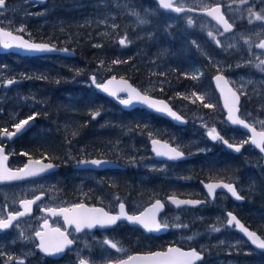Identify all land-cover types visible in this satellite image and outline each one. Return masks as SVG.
Masks as SVG:
<instances>
[{"label": "flooded vegetation", "instance_id": "flooded-vegetation-1", "mask_svg": "<svg viewBox=\"0 0 264 264\" xmlns=\"http://www.w3.org/2000/svg\"><path fill=\"white\" fill-rule=\"evenodd\" d=\"M20 1L22 0H5V6L0 8V10H4L10 4L16 5ZM23 1H25V3L22 7L27 6L29 8L28 10L33 12H38L39 7L48 4V0H46L44 4L34 3L32 0ZM177 4L180 5L179 0H177ZM18 11L19 8L13 9L11 14L13 19H21ZM12 22L14 21L9 23ZM9 23L0 22V27L12 32L14 35H21L28 40L48 43L47 39H45L46 41H40V38L36 37L35 31L37 32V30L34 29L35 27L32 25H30L32 27L28 26L24 32H16L11 27L8 28V26H10ZM177 28L180 29V27ZM198 36L199 35H196L193 38L181 37L178 38L174 44L176 45V50H174L176 56L174 60L175 68L172 70V73L179 79V81H175V86H170L169 83H167L166 86L162 83L157 85V87L154 85L152 90L144 89L145 92H149L153 97L165 99L172 110L185 118L187 121L185 124H174L170 120L161 117L158 113L148 110L145 107H134L129 110H123L117 107V104L113 102L112 105H108L111 107L107 108L109 116L113 117L115 111H119L116 115H119V117L121 116L120 118L123 117L122 119L132 124H137V127L135 125L134 129L140 126L139 129H142L140 130V132H142L140 136L145 137L142 142L144 143L143 162L154 164V166H156L155 168L145 167L140 170V175H128L131 170L128 171V167L119 161L121 159V148L117 150L115 142L116 134L114 132L115 125L111 123L105 125V139H88L83 136L84 133L76 135L75 137H70L71 131L68 130H65V136L64 134L62 135L64 130H61V133L59 132L58 144L54 141L55 139L43 141L42 144L32 142L38 148L44 149L45 153L42 156H36V153H29L27 157L21 152V159L20 150L16 149L19 141L18 136L20 134L7 141L2 140L0 137V145L5 146L6 152L10 158L9 162L22 165L27 158L31 157L50 161L58 166L56 171L48 173L40 178L0 186L1 190L4 187L29 185V189L32 192L25 198L36 197L40 194L43 195L40 197L37 204L33 206L32 213L16 221L12 226L13 228L20 225L21 222L26 220L32 221L31 226H34L32 228L33 233L30 242H26L33 247L35 254L33 259H40L38 261L39 264H62L70 257L74 259V261L72 260L73 264H77L81 259L87 261L91 259V261H89L90 264H105L127 258L134 253L165 250L171 245L189 248L180 244L177 238L178 233H184L185 231L188 235H194V227L190 224H188L187 227L179 224V219L182 218L181 216L178 219L175 218V216L184 209L200 210L204 208L209 213H211V210L216 209L221 211L225 217V226L228 227L229 230H233L241 239L244 238L237 233L234 226L227 225V212L235 214L247 227L255 231L245 222V219L250 222L251 207L248 205V200L250 199L249 191H246L243 187L242 175L244 172L241 171V168L246 172V175H253L252 181H257V175H264L263 153L254 148L249 142L244 143L245 140L250 141V134L244 132L239 126H232L227 122L225 118L226 112L222 107L220 96L215 92V88L212 84V77L216 74H223L228 79V75L233 74V71L221 70V72H219L211 69V56L210 60L207 57V54L209 55V50L206 47L208 43L203 42ZM199 42H202L204 46L201 47L202 44ZM196 43L198 45H196ZM58 49L64 48L59 47ZM63 52L64 51H59L57 54L39 56H22L11 51L0 52V65L5 67L2 73L5 78H1V76L0 78L1 80L3 79L2 81L7 78L4 83L9 89L7 91L8 97L15 98V96L10 93L13 91V87H24L26 81L22 83V78L24 79L31 76L35 79L34 64L39 61L47 63L43 61V58L47 56H65L69 63L81 62V59H77L76 61L71 60V57L76 55L74 52L71 55H64ZM29 68H32V70L29 71ZM12 74H14V76ZM193 75H196L198 78L193 80ZM9 79L21 80V82L8 85L7 81ZM230 84L235 88L231 82ZM193 91L198 95L204 96L203 103H211L214 107L205 108L201 101L196 100L195 97L191 95ZM238 93L240 96L239 116L253 125L257 131H264V127L257 126L252 122L253 119L250 118L256 115L254 103L249 104L246 101V97L239 91ZM124 97L125 95H122L119 98L122 99ZM185 97H187V99ZM2 100V97H0V101ZM254 101L257 105L258 102H256L255 99ZM260 105L264 107V103H260ZM103 110H105V108H103L102 111ZM97 112L100 111L99 108L96 107L93 114L91 113V119L88 117L89 114L85 113L84 126L89 130L91 129L89 126L92 124L96 126L95 122L97 116H95V118H93V116ZM33 113L36 112H32V114ZM213 113L219 114L224 122L223 125L219 127L212 125L211 128H216L217 132L224 139H227L229 143L233 145H242L240 152L228 148L222 140L213 141L210 137H206L209 130V126L207 125L210 124L208 115ZM27 118L25 114L22 117H19L18 114L12 117L7 114V121L2 123L4 121V117L2 116L0 118V135L4 128L12 132L15 123L19 122L21 119ZM132 118H134V120H132ZM35 120L36 122L32 129L40 124V116H35ZM200 122L205 123L206 126L200 125ZM98 126H96V128H98ZM195 128L200 129L201 134L198 135L200 139H197V141L204 147V152L198 154L192 153V150L196 147ZM205 128L207 131H205ZM32 129L30 128L24 136L31 138L29 132ZM192 129L194 130L193 133ZM131 134H133V131H127L122 135L127 145L132 142ZM192 137L194 139H192ZM155 138L164 139L170 144L175 145L177 149L184 152L188 157L175 162L155 158L150 149V141ZM43 156L46 158L43 159ZM201 157H203V159H201ZM94 158L117 162L123 165V168L89 169L83 166L81 167L77 163L79 160H90ZM200 160L208 161V165L213 167L221 164L223 170H220L221 172L218 171L220 174L215 173V175H197L196 163ZM212 171L214 170H209L208 167L206 168V172ZM129 176L132 179H139L137 181V183H140H138L139 187L134 186V184L130 186L131 178ZM57 179H60V185L64 183L63 185H65V187H57ZM210 181H222L233 184L238 194L244 198V201H237L225 192H216L213 198H210L203 186V183ZM43 182H45L43 185L40 187L37 186ZM34 186L36 188H32ZM138 193L142 196L141 201H139ZM170 197L198 199L203 200V203L196 207H177L169 200ZM20 200H18V202ZM156 200L161 201L164 209L158 214V220L167 222L169 225L167 227V232L160 235L146 233L141 228L128 224L126 220L120 221L114 226L94 228L91 230L84 229L77 233L72 226L66 229L61 217L49 216L44 212V210L50 207L61 208L70 207L74 204H85L90 207L103 208L105 212L114 215L119 211V204L123 203L125 205V212L132 215L138 214ZM18 202L12 212L18 211ZM240 206H242V208H240ZM9 212L11 211L6 210V215L0 218H5ZM165 215H168L172 220H163V216ZM182 215L190 218L187 213ZM45 220L48 221V228L51 230L59 228L61 231L68 234L69 239L73 240V244L68 246V248L57 257H50L37 250L39 242L35 233L42 230V225ZM209 222H211L212 228L217 225L213 220H209ZM176 225H179V227ZM6 232L7 231L1 233L0 236L4 235ZM105 240L116 243L117 247L122 249V251L117 252L110 246L105 245L103 243ZM247 244L251 247L248 242ZM198 250L201 251L200 249ZM203 254L204 260H206L207 254L205 252H203ZM30 260L32 259L30 258Z\"/></svg>", "mask_w": 264, "mask_h": 264}, {"label": "rangeland", "instance_id": "rangeland-1", "mask_svg": "<svg viewBox=\"0 0 264 264\" xmlns=\"http://www.w3.org/2000/svg\"><path fill=\"white\" fill-rule=\"evenodd\" d=\"M256 1L259 0H244V2H242V0H179V7H188L195 10L206 9L213 5L221 4L227 18L234 26L229 32H224V30L219 28L211 19L198 15L197 13H184L179 16L170 14L166 17L168 24L171 26H175L177 23H184L183 28H185V30L183 32L185 37L193 38L194 36L199 35L198 37L203 40V42L208 43V46L206 47L209 50V55L207 54V57L210 60L211 56V69L219 72H221V70L233 71V74L228 75L229 81L246 97V101L249 104L254 103L256 115L250 118L253 119L252 122L257 126L264 127V107L260 105V103H264V71H261V68L257 67V65H260L261 61H263V53L257 45L260 40L264 38V20L258 21L255 19V15L257 14L264 16V2H261V5L258 7L255 4ZM70 2V7L73 9L72 14L63 12L64 10L62 11L61 8H56L58 0H49L48 4L38 8V12L29 11L27 6L22 7L25 3L23 0L16 5L10 4L4 10H0V22L7 24L14 21L9 23L10 26H8V28L11 27L16 32H20L19 29L21 27L26 31L28 26L36 28L43 26V29L49 33L48 37H60L61 42L69 40L74 42L75 40L80 41L81 39V36L77 35V31L89 26L95 30L96 36L102 37L103 42L110 40L114 44L120 45L119 40H125V44L123 45L124 50L118 46V48L112 52V48L115 47L112 46L114 45L112 44L110 45V49H105V54L103 56L98 53H93L90 56L91 61H87L86 63L83 62V57H81V62L69 63L65 56H47L43 58V61H46L47 63L42 61L36 62V65L38 64L41 65L39 67H43L36 68L34 65V71L41 76L49 78L50 73H47L48 69L51 72L55 71L53 73L57 75L55 78L58 79L55 86L60 85L57 84L59 82L68 83L78 87L87 88L91 92H94L96 87L91 81L93 75L96 76L97 82L99 83H102L106 78L111 76L118 77V73L114 72V70L116 71L121 64L120 58L123 56L119 57V55L126 52V56L129 58L135 56L133 54L134 48L132 46V40H135L138 37H142L145 40H147V38L152 41L159 40L151 33L152 31L148 29L149 26L144 27L143 23H140V20L136 19L135 7L132 6L130 0H72ZM14 8H19L18 13L21 19H13L11 14ZM59 13H65L66 16ZM41 17L42 19H37ZM189 18L193 21L191 25L188 24ZM250 20L252 23H249ZM68 27L72 28V34H69ZM181 31L175 32V37L173 35L171 36L169 33V36L167 35L163 42L167 44L176 42L178 38L182 37ZM209 32L212 33L211 37L208 35ZM159 36H161V34ZM87 39L92 40V37L87 35ZM216 40L220 41L219 45H217ZM49 41L58 48L63 47L64 49H68L62 45L61 42L52 40V38L49 39ZM245 41H247V43H245ZM99 42L100 41L94 40L89 43V47L98 49L101 45ZM199 43L202 44V42ZM196 45L198 44L196 43ZM170 46H151L153 48H151L149 52L147 51L148 55H144L140 60L142 63L141 66H145L136 68L140 70L134 71L132 66H129V69L131 68L130 72H134L133 74L135 75L137 74V81L139 82L137 87L141 90H152L154 85L157 87V85L162 84V82H160L162 80L161 74L168 73L175 68L174 60L176 54L174 53V50H176V45H173L175 46L174 50H172ZM203 46L204 44L201 45V47ZM79 47L82 49L83 45L79 43ZM74 48L75 47L73 46L71 49H68L70 55L73 54L75 50ZM107 48H109V46ZM141 50L142 48H138L136 56L140 55ZM80 53L82 52L80 51ZM114 61L117 62L114 63ZM4 68L3 65H0L1 78H5L2 74ZM141 68L143 69L141 70ZM40 69H43L45 73L41 72ZM5 75L7 76V74ZM12 75L14 76V74ZM19 76L22 77L21 75ZM51 77L53 76L51 75ZM1 78L0 97H2L3 100L0 102H4V104L7 103L8 105L14 104L13 107L8 109L7 114L9 116L12 117L13 115L18 114L19 117H22L25 114V116L28 117L32 115V112H36L35 114L37 115L38 112L36 109L42 110L35 106V100L38 98L37 94L39 93V89H33L30 93L24 90L27 85L26 87L25 85L24 87H13V91L10 93L14 95L15 98H9L7 94L9 89L4 83L7 78L4 81H2L3 79L1 80ZM31 78V76H28L27 78L19 79L23 80L22 83H25V81H28ZM37 88H39V86H37ZM146 93L149 94L147 91ZM54 96L56 97V102L59 103L60 98L62 97L58 95ZM73 98L64 102L62 107L56 112L53 109H49V105H45L47 108L44 109L48 111L51 110L53 116L52 114L50 117L48 116L49 114H42L40 116V124L29 132V136L35 143L42 144L43 141L52 140L55 137L56 139L54 141L58 144L61 130H64L62 135L64 134L65 136V130H68L71 131L70 137H75L76 135L84 133L83 136L88 139H105V125L111 123L115 125L114 132L116 134L115 142L117 150L121 148V159L119 161L128 167V171L131 170L128 175L136 173L140 175L139 173L142 168L148 167L153 169V167H156L154 164L143 162L144 143L142 142L145 137L140 136L142 134V132H140L142 129H139L140 126H138L137 129H134L135 125L137 127V124H132L131 122L122 119L123 117L120 118L121 116L119 117V115H116L119 111H115L113 117L109 116L107 108H110L111 106L106 107V105L111 104L108 103L109 100L107 98L100 103L101 105L105 104L106 108L105 110L98 112L99 115H97L95 122L96 126L99 125L98 128L92 124L89 126L91 128L90 130L84 126V110L89 107L84 109L83 103L84 105L87 103V106H89L91 99L86 97L87 100L81 102V107L74 106L75 102L72 100ZM94 98L95 97L92 96V99ZM11 99L13 104H9ZM254 99L258 102L257 105L255 104ZM117 107L119 106L117 105ZM91 113L93 114V112L89 113V119L92 118ZM208 117L210 120V124L207 125L209 126V130L212 125H216L217 127L223 125L224 121L219 114L213 113L208 115ZM48 120L51 124H47L49 122ZM132 120H134V118H132ZM200 125L206 126V124L202 122H200ZM194 130L192 129V133L194 132L196 134V147L192 150V153L198 154L204 152V147L201 146L199 141H197V139H200L198 136L201 134L200 129L195 128ZM127 131H133V134H131L132 142L129 145H127L122 138V135ZM205 131H207L206 128ZM206 137L209 138L208 135H206ZM192 139L194 138L192 137ZM21 158L20 150V159ZM14 164L18 165V163ZM219 169L223 170V166L213 167L210 165L209 170L214 171L209 173L217 174L218 171H220ZM241 171L244 172L242 175L243 187L246 191H249L250 199L248 200V205L251 207L250 220L261 221V223L264 224V210L261 213L257 212L259 207L258 200H262L264 197V175H257L258 182L256 183V186L252 181L253 175H246V172L242 168ZM138 180L139 179L131 178L130 186L134 184V186L139 187L140 183H137ZM44 183L45 182L42 184L40 183L37 186L40 187ZM260 186L262 189H260ZM29 188V185H16L1 189L0 217L5 215L6 210H14L15 206H17L18 200L25 198L32 192ZM32 188L36 187L34 186ZM253 190L254 193H257L259 196L257 199L251 196ZM138 197L139 201H141L142 196L140 193H138ZM240 208H242V206H240ZM186 213L190 218L182 215ZM180 216L182 218L179 219V224L185 227L190 224L194 227V230L192 229L194 235H188L186 234V231L184 233H178L177 238L179 239V243L186 247L195 246L202 252H205L207 257L202 264H264V259L260 257L261 260L258 257V253L247 244L246 240L239 238L233 230H229V228L225 226V217L221 211L216 209L211 210V213H209L204 208L200 210L184 209L182 212L178 213L175 218L178 219ZM204 218H207L210 221H215L217 225L212 228L211 222L207 219L204 220ZM163 220L171 221L172 218L165 215L163 216ZM206 223L209 225V228L205 229L204 225H206ZM31 224V220L23 221L20 225L13 227L10 231L0 236V264H21V262L22 264H39L38 261L40 259H33L35 255L33 247L26 242H30L33 233L32 228L34 226H31ZM213 229H219V231H214ZM189 237L192 239H189ZM9 257H12V259H9ZM30 258L32 260H30ZM70 258L62 264H73L74 259L72 257ZM88 260L91 261V259Z\"/></svg>", "mask_w": 264, "mask_h": 264}, {"label": "snow or ice", "instance_id": "snow-or-ice-1", "mask_svg": "<svg viewBox=\"0 0 264 264\" xmlns=\"http://www.w3.org/2000/svg\"><path fill=\"white\" fill-rule=\"evenodd\" d=\"M244 2V0H242ZM159 6L163 9L173 10L177 13L184 12L185 9L182 7L173 8L170 0H158ZM5 6V0H0V8ZM191 11V9H188ZM206 14L213 19H215L219 24L223 26L224 32H229L232 29V24H230L224 16L221 14L220 7H214L207 10ZM256 20H264V16L259 14L255 15ZM140 23H144V21H140ZM193 23L192 19H188V24L191 25ZM249 23H252L250 20ZM25 29L21 27L19 31H24ZM208 35L211 37L212 33L209 32ZM0 46L3 49H18L26 52H51V51H64L67 52L68 49H56L54 46H51L49 43H37L30 42L29 40L24 39L22 36L13 35L10 31H4L3 28H0ZM217 45L220 44L219 40H216ZM247 43V41H245ZM120 45L125 44L124 39L119 40ZM258 48L264 49V41H261L258 45ZM117 61H114V63ZM257 67L261 68V71H264V61H261L260 65ZM198 77L196 75L192 76L193 80H196ZM215 81L217 82V87L220 88L221 94L224 96L225 108L228 109V120L233 125H240L245 129H248L251 132L250 142L260 149L261 152H264V131L257 132L255 127H250L249 124L245 123L243 119H240L235 113L238 111L237 105L240 100V96L237 95V92L233 91L231 88L227 87V80H225L223 75H216ZM92 83L98 89L102 90L105 93H108L110 96H118V93L123 92L127 93V98L120 99V103L125 106H131L134 103H140L142 105L147 106L150 109H153L160 113H165L169 117L174 120L181 121L182 117L178 115L175 111H173L169 105L164 100H157L149 95L142 94L136 88H133L126 80L121 79L119 88L110 87L115 81L116 77L113 76L107 83H99L97 82L96 76L93 75L91 77ZM15 80L9 79L7 81L8 85L15 83ZM223 85V86H222ZM196 100L201 101L203 103L204 96L198 95L195 91L191 93ZM187 99V97H185ZM205 108L214 107L211 103H203ZM99 115V113H95V116ZM36 114L28 116L27 119H21L19 122L15 123L14 129L15 131L9 132L7 128L3 129L4 136L11 138L17 134H19L26 125H29V122L35 119ZM207 135L213 140L218 141L222 140V142L230 149H234L236 152L241 151L242 145H233L229 143L227 139H224L216 130V128H211ZM249 140H245L244 143H248ZM152 144L158 145L160 141L153 140ZM163 151L154 147V151L157 156L165 157L168 160H178L184 157V153L177 148L169 147L167 144L162 145ZM26 155V154H25ZM8 159L6 155H4L3 147H0V181L4 180H16L22 179L25 176H37L41 173H44L53 167H55L52 163H43L41 160H35L30 163L24 165L23 168L19 169L16 172L11 171L10 169L5 167V161ZM79 165H91V166H103L107 165L109 162L99 159H91V160H79L77 161ZM208 188L209 194L214 192V189L223 187L227 189L231 196L236 200H242L243 197L240 196L237 190L233 187L232 184H208L206 186ZM40 196H37L35 200H21L20 204L23 208V211L18 212H9L7 214V218H0V230L8 229L13 221H16L19 217H23L26 213L31 211V206L39 200ZM173 204L179 205H197L201 203L198 200H177L172 198L171 201ZM160 200H156L155 204H153L152 208L148 209L146 212H142L139 215H129L125 212V205L123 203L119 204V213L118 214H110L105 212L103 208H88L84 204H74L71 207H61V208H47L46 211L53 216H62L65 223L69 226H74V229L77 233L81 232L84 229H94L97 227L105 228L108 226H114L120 220H126L133 224L141 225L148 232H159L163 229H166L169 225L167 222H162L157 220L156 218V210L162 208ZM229 219L227 220L228 225H235L240 228L242 232L251 240L253 244H255L258 248L264 249V240H262L254 231H249L244 225H242L236 216L232 215V213L227 214ZM179 227V225H176ZM44 227H48V221H44ZM214 231H219V229H213ZM52 233L55 235H49L48 232L37 231L35 233L36 237H39L40 243L38 245L39 249L50 256H57L58 254L63 253L68 246L73 244V240L69 239L68 234L61 231L59 228L52 229ZM189 239H192L189 237ZM105 245L110 246L112 249H115L117 252L122 251V249L118 248L116 243L111 242L110 240L103 241ZM12 259V257H9ZM201 255L196 251V249H191L190 251H183L180 248L169 247L166 252H155L151 253L147 256L143 257H133L128 256L127 259L118 260L116 264H195L196 261L201 260ZM22 264V262H21ZM79 264H87L86 260L81 259Z\"/></svg>", "mask_w": 264, "mask_h": 264}, {"label": "trees", "instance_id": "trees-1", "mask_svg": "<svg viewBox=\"0 0 264 264\" xmlns=\"http://www.w3.org/2000/svg\"><path fill=\"white\" fill-rule=\"evenodd\" d=\"M70 1H72V0H63V1L58 0V3L56 4V8H58V9L61 8L62 11L64 10L63 12H68V13L72 14L73 9L70 7L71 6ZM261 2H264V0L256 1L255 2L256 6L259 7L261 5ZM130 3L132 4V6L135 7L136 19H138L140 21L141 20L144 21L143 26L144 27L149 26L148 29L152 31L151 33L159 39L158 41H152L146 37L148 40L147 41L142 37H138L137 39L132 40V42H133L132 46L134 48L133 54L135 56H133L132 58H129L126 56L127 54L125 52L123 57L120 58L121 64L119 65L118 69L116 71L114 70V72L118 73L117 76L125 77V78L129 79L134 85L137 86L139 84V82L137 81V79H138L137 74L136 75L133 74L134 72L131 73L130 72L131 68L129 69V66H132L134 71L140 70V69H136V68H140V67L145 66V65L141 66L142 63L140 62V60L144 57V55H148L147 53L149 52V50L151 48H153L151 46L156 45L157 47H159V46L161 47V46H170L171 45L170 46L171 49L174 50L175 46H173V45L176 42L172 43L173 44L172 45V44L164 43L163 40L166 39L165 37L167 35L169 36V33L171 36L173 35L175 37V32L181 31V28L178 29L177 26H171L168 24L165 13L158 8V6L154 2V0H130ZM59 14L66 16L65 13H59ZM39 19H42V18H39ZM35 29L37 30V32L35 31V35H36V37L40 38V41H46L45 39H47L48 43H50L49 39L52 38V40H55L57 42L58 41L61 42L60 37H57V38L56 37H48L49 33L43 29V26H40L37 28L35 27ZM68 30H69V34H72V28L68 27ZM184 30H185V28H183V25H182V31H181L182 36H185L184 32H183ZM160 34H161V36H159ZM77 35L81 36V39L78 42H76L77 40H75L74 43H73V41H70V40L66 41V42H61L62 45H64L68 49H71V47H73V46L75 47L74 53L76 55L71 57L72 61H76L77 59H81V57L83 56L84 57V59H83L84 63H86L87 61L90 62L91 58L89 56H91V54H93V53L97 54L98 53V54L103 56L105 54V49H110V45L114 44L110 40L107 42H105V41L103 42L102 37L96 36L95 30L89 26H87L85 28H81L80 31H77ZM87 35H92L91 36L92 40L87 39ZM53 38H55V39H53ZM94 40L101 42V43L99 42V44H101V45L99 46V48L97 47L98 49L89 47V43L94 41ZM172 41H173V38H172ZM79 43H81L83 45L82 49H80ZM108 46H109V48H107ZM112 46H115L112 48V50H111L112 52L116 48H118V45H116V44H114ZM119 48L123 49L124 47L120 46ZM138 48H142V50H141L140 55L136 56ZM80 51L82 53H80ZM142 53H143V55H142ZM84 54H86V55H84ZM34 65L36 66V68H43V67H39L41 65H38V64L37 65L34 64ZM134 66H135V68H134ZM142 69L143 68H141V70ZM31 70H32V68H29V71H31ZM40 70H41V72L45 73V71L43 69H40ZM53 72H55V71H53ZM53 72H51L48 69L47 73H50L49 78L46 76H41L40 74L35 72V79L31 78L30 80L26 81V83H25V87L27 85V87L24 89L26 92L31 93V90L39 89V93L37 94L38 98L35 100V102H36V107H38L39 109L41 108L42 110L36 109L38 112L36 116H41V114H47V115L49 114L48 115L49 117L52 114V116H53V112L51 110H50L51 111L50 112V111L44 109V108H47L45 105H49V107H50L49 109H53L56 112L62 107L64 102H66L67 100H69L73 97L74 98L72 100L75 102L74 106H81V107H82L81 102L87 100L86 97H89L91 99L89 106H87V103L85 105L83 103L84 109L89 107L86 110H84V112L87 114L96 110V107L99 108V111H101L103 108L107 107V105H108L107 103H106L107 104L106 107H105V104L104 105L100 104L102 102V100H105L106 97L99 94L96 91L91 92L87 88L78 87L76 85H72V84H68V83H60V82L57 83L60 85L55 86L56 81L58 79L55 78L57 75H55V73H53ZM51 75L53 77H51ZM161 75H162L161 76L162 80L160 82H162L165 85L167 83H169L170 86H173V85L175 86V81H179V79L177 77H175L174 74L172 75V72H170V71L168 73H164ZM37 86H39V88H37ZM54 95H58V96L62 97V98H60L59 103L56 102V99H55L56 97ZM92 96L95 98L92 99ZM108 103H110L111 105L113 104L111 101H108ZM9 104H13L12 99L9 101ZM13 105H8L7 103L4 104V102H0V118L2 116L4 117V121L2 123L7 121L6 118H7L8 109L10 107H13ZM54 105H55V107H54ZM0 123H1V119H0ZM49 123H51V122H48L47 124H49ZM25 133L19 137V141H18V145H17L16 149L21 150L22 154H24V155L26 154L25 156H27V157L29 156V153H32V154L36 153V156H42L45 153L44 149L38 148L36 145H34L32 143L34 141L31 138H27L24 136ZM54 139H56V138L54 137L53 140ZM45 158L46 157L43 156V159H45ZM201 159H203V157H201ZM219 164H220V162H219ZM207 165H208V161H206V160H200L199 162H197L196 163L197 175H215V173L210 174L209 172H206L207 167H208V169H210V166H207ZM220 166H221V164L217 167H220ZM219 170H221V169H219ZM220 172H218V174H220ZM133 175H138V174L136 173ZM134 177H136V176H134ZM56 183L59 184V185L56 184L57 187H65V185H63L64 183L62 185H60V183H61L60 179H57ZM261 184H263V183H261ZM70 186H72V185H70ZM260 189H262L261 186H260ZM263 192H264V190H263ZM251 196L254 197L255 199H257V197H259L257 193H254V190L252 191ZM258 202H259V207H258L257 212L261 213L264 210V197L262 198V200L261 199L258 200ZM245 222L252 229H254L257 233H259L264 238V224H262L261 221L250 220V222H249L245 219ZM207 225H208L207 223H206V225H204L205 229L209 228V225L208 226ZM258 257L259 258L262 257L264 259V254L258 253Z\"/></svg>", "mask_w": 264, "mask_h": 264}, {"label": "water", "instance_id": "water-1", "mask_svg": "<svg viewBox=\"0 0 264 264\" xmlns=\"http://www.w3.org/2000/svg\"><path fill=\"white\" fill-rule=\"evenodd\" d=\"M33 2H39V3H41V4H44L45 2H46V0H32ZM176 0H170V2L172 3V5H173V3L175 2ZM155 2L158 4V6H159V3H158V0H155ZM220 7V9H221V14L224 16V18L228 21V19L226 18V16L224 15V13H223V11H222V6L221 5H214V6H212L211 8H214V7ZM160 7V6H159ZM176 6L175 5H173V8H175ZM162 10H164L165 12H175V11H173V10H167V9H163L162 7H160ZM210 9V8H209ZM208 10V9H207ZM207 10H204V11H200L202 14H206V12H207ZM177 13V12H176ZM207 15V14H206ZM212 18V17H211ZM213 19V18H212ZM213 21L214 22H216L221 28H223V26L221 25V24H219L215 19H213ZM229 22V21H228ZM230 23V22H229ZM231 24V23H230ZM1 28V27H0ZM232 29H233V26H232ZM231 29V30H232ZM4 31H8V30H5L4 29ZM14 35V34H13ZM20 36V35H19ZM23 37V36H22ZM24 38V37H23ZM0 39H3V37H0ZM24 39H26V38H24ZM26 40H28V39H26ZM30 42H37V43H43V42H38V41H31V40H29ZM261 41H264V38L263 39H261L260 40V42ZM262 51H263V60H264V49H261ZM9 51H11V52H15V53H18V54H20V55H38V54H44V53H47V52H39V53H37V52H26V51H23V50H18V49H15V48H13V49H3L2 48V46H0V52H9ZM51 52H53V51H51ZM216 75H223V74H216ZM216 75H214L213 77H212V84H213V86H214V88H215V91L218 93V95L220 96V100H221V103H222V107H223V109H224V111L226 112V116H225V118H226V120H227V122L230 124V125H232V126H239L244 132H247L248 134H250V135H252L251 134V132L248 130V129H245L244 127H242V126H240V125H233V124H231V122L228 120V109L227 108H225V106H224V104H225V101H224V96L221 94V91H220V88H218L217 87V82L215 81V76ZM224 76V75H223ZM224 78H225V80H227V82H228V79L224 76ZM108 80H110V79H108ZM107 80V81H108ZM123 80H125V79H123ZM107 81H105L104 83H107ZM120 81H121V78H116V81L110 86V87H112V88H119L120 86H121V84H120ZM127 82H128V84H130L133 88H135L132 84H131V82L129 81V80H126ZM223 86V85H222ZM227 87L228 88H231L233 91H235V92H237L231 85H230V83L228 82L227 83ZM137 89V88H136ZM97 90H99L100 92H102L104 95H106L107 97H109V98H111L113 101H115L118 105H120L121 106V108H123V109H126V110H129V109H132V108H134V107H145V108H147V109H149V110H151V111H154V112H157V111H155V110H153V109H150V108H148L147 106H145V105H142V104H140V103H134L133 105H131V106H125V105H122L119 101V99L117 98V96H110L108 93H105V92H103L102 90H100V89H98L97 88ZM138 90V89H137ZM140 91V90H139ZM141 92V91H140ZM120 94H127V93H123V92H120V93H118V95H120ZM237 95L239 96V94H238V92H237ZM155 99V98H154ZM158 100V99H157ZM161 100H164L166 103H167V101L165 100V99H161ZM168 104V103H167ZM169 105V104H168ZM170 107V106H169ZM237 108H238V105H237ZM174 111V110H173ZM176 112V111H175ZM158 114H161V115H163V116H166L167 118H169V119H171L173 122H175V123H181V124H184V123H182V120L181 121H177V120H174L173 118H171V117H169L167 114H165V113H160V112H157ZM177 113V112H176ZM178 114V113H177ZM178 115H180V114H178ZM235 115L236 116H238V111L235 113ZM181 116V115H180ZM35 123V119H33V120H31L30 122H29V125H26L25 126V128L19 133V134H21L24 130H27V129H29L33 124ZM15 131V130H14ZM257 131V130H256ZM257 132H260V131H257ZM19 134H17V135H15V136H13V137H11V138H8V137H6V136H4L6 139H8V140H11L12 138H14V137H16V136H18ZM154 139H152L151 141H150V149H151V152L153 153V155L155 156V158H157V159H159V160H168L167 158H165V157H160V156H157L156 155V152L153 150L154 149V147H156V148H158V149H160L161 151H163L164 149H163V147H162V145H164V144H167L169 147H174V146H171L168 142H166V141H164V140H161V139H159V138H156L155 140H158V141H160V144H158V145H153L152 144V141H153ZM252 144V143H251ZM255 146V145H254ZM256 147V146H255ZM175 148V147H174ZM257 148V147H256ZM3 149H4V155H6L7 157H8V159L4 162L5 163V167L6 168H8V169H10L11 171H13V172H16V171H18L19 169H21V168H23L24 167V165L25 164H27V163H30V162H32V161H35V160H39V159H34V158H29V159H27L26 160V163L22 166V167H20V168H9L8 167V160H9V156L7 155V154H5V147H3ZM259 151H260V149L259 148H257ZM261 152V151H260ZM262 153H264V152H262ZM42 161V160H41ZM43 163H52V162H46V161H43ZM52 164H54V163H52ZM55 165V164H54ZM263 165H264V158H263ZM81 167L83 166V167H85V168H89V169H100L101 168V166H99V167H97V166H91V165H80ZM103 166H105V165H103ZM115 166H118V165H116L115 164ZM58 168V166H56L55 165V167H53L52 169H50V170H48V171H46V172H44V173H41L40 175H37V176H25V177H23L22 179H16V180H10V181H8V180H4V181H0V185H2V184H6V183H11V182H18V181H24V180H28V179H33V178H38V177H41V176H43V175H45V174H47V173H49V172H52L53 170H56ZM209 184H216V183H209ZM220 188V187H219ZM218 188V189H219ZM37 196H43L42 194H40V195H37ZM36 196V197H37ZM36 197H34V198H27V199H22V200H35V198ZM233 199H235L234 197H232ZM176 199V198H175ZM40 200V199H39ZM39 200H36V202L35 203H37ZM169 200L170 201H172V197H170L169 198ZM178 200V199H177ZM236 200V199H235ZM244 200V198L242 199V200H237V201H243ZM21 201V200H20ZM20 201H19V203H18V207L20 208V211H23V208H22V206H21V204H20ZM156 202V201H155ZM155 202L154 203H152L151 205H149V206H147L143 211H141L140 213H142V212H146L148 209H150V208H152V206H153V204H155ZM35 203L31 206V211L29 212V213H26L23 217H19L17 220H19V219H21V218H24L26 215H29V214H31L32 213V211H33V206L35 205ZM85 205V204H84ZM198 205V204H197ZM86 207H88V208H96V207H90V206H87V205H85ZM71 207V206H70ZM58 209V208H57ZM164 209H163V207L162 208H159V209H157L156 210V218H157V216H158V214L161 212V211H163ZM119 211H120V209H119ZM119 211H118V213H119ZM44 212L46 213V214H48L49 216H53V215H51L50 213H48L46 210H44ZM13 213H15V212H13ZM140 213H138V214H132V215H139ZM228 214V213H227ZM115 215V214H114ZM130 215V214H129ZM232 215H234V214H232ZM228 216V215H227ZM57 217H61L62 218V220H63V222H64V224H65V227H66V229H68L70 226L68 225V224H66L65 223V221H64V219H63V217L62 216H59V215H57ZM7 218V216L5 217V218H3V219H6ZM228 219H229V217H228ZM16 220V221H17ZM16 221H13V224L16 222ZM120 221H123V219L122 220H120ZM128 222V221H127ZM240 222V221H239ZM129 224H132V225H136V226H139V227H142L141 225H138V224H133V223H130V222H128ZM242 225H244L246 228H248L243 222H240ZM12 224V225H13ZM235 223H233V225H234ZM11 225V226H12ZM11 226L8 228V229H4V230H0V233L1 232H3V231H5V230H9L10 228H11ZM73 228H74V226H72ZM97 228H100V227H97ZM143 228V227H142ZM236 228H237V230L238 231H240L249 241H250V243L252 244V247L253 248H255L256 250H258L259 252H262V253H264V249H260V248H258L255 244H253L252 242H251V240L245 235V233L244 232H242L241 230H240V228H238L237 226H236ZM250 228H248V230H249ZM42 232H48L49 233V235H55L54 233H52L51 232V229L50 228H45L44 227V224L42 225V230H41ZM147 231V230H146ZM163 231H165V229H163ZM250 231V230H249ZM148 232V231H147ZM159 232H161V231H159ZM37 239H38V242L40 243V239H39V237H37ZM171 247H174V248H180L181 250H183V251H190L191 249H196V248H194V247H192V248H188V249H184V248H182V247H180V246H177V245H174V246H171ZM169 248V247H168ZM167 248V249H168ZM167 249L166 250H164V251H161V250H156V251H153V252H147V253H134V254H132L131 256H133V257H143V256H147V255H149V254H151V253H155V252H166L167 251ZM37 250H39V251H41L40 249H39V247L37 246ZM196 251L198 252V250L196 249ZM42 252V251H41ZM43 253V252H42ZM199 253V252H198ZM43 254H45V253H43ZM62 254V253H61ZM61 254H58L57 256H59V255H61ZM200 254V253H199ZM45 255H47V254H45ZM201 255V257H202V259H203V254H200ZM48 256H50V255H48ZM57 256H55V257H57ZM50 257H53V256H50ZM123 259H127V258H123ZM123 259H121V260H123ZM84 260V259H83ZM80 261V260H79ZM79 261H78V263L77 264H79ZM117 262V261H116ZM116 262H111V263H107V264H116ZM198 261H196L195 262V264L197 263ZM87 264H89V262L87 261Z\"/></svg>", "mask_w": 264, "mask_h": 264}, {"label": "bare ground", "instance_id": "bare-ground-1", "mask_svg": "<svg viewBox=\"0 0 264 264\" xmlns=\"http://www.w3.org/2000/svg\"><path fill=\"white\" fill-rule=\"evenodd\" d=\"M34 3H39V2H34ZM41 4V3H40ZM216 5H221V4H216ZM214 6V5H213ZM222 6V5H221ZM176 7H179V6H176ZM212 7V6H211ZM211 7H209V8H211ZM182 8H184L185 9V11L184 12H181V13H176V12H170V14H173V15H177V16H179V15H182V14H184V13H191V12H194V13H197L198 15H201V16H204V17H207V18H209V19H211V17L210 16H208V15H206V14H202L200 11H204V10H207V9H209V8H206V9H192V8H188V7H182ZM188 9H191V11H189ZM164 13H165V11L164 10H162ZM212 20V19H211ZM231 23V22H230ZM232 24V23H231ZM233 26V25H232ZM90 36H92V35H90ZM76 42H78V41H76ZM74 43V42H73ZM50 44V43H49ZM72 44V43H71ZM51 46H54L56 49H58L57 47H56V45H54V44H50ZM59 52V50H57V51H53V52H47V53H44V55H46V54H50V55H52V54H57ZM64 53V55H68V54H70L68 51L67 52H63ZM84 55H86V54H84ZM83 57V56H82ZM88 57V56H87ZM90 57V56H89ZM88 57V58H89ZM82 59H84V57L82 58ZM87 59V58H86ZM88 60V59H87ZM91 61V60H90ZM154 61V60H153ZM187 72V71H186ZM85 75V74H84ZM183 75V74H182ZM87 77V76H86ZM85 77V78H86ZM113 76H111V77H108V78H106L102 83H104L105 81H107L108 79H111ZM116 77V76H115ZM88 78V77H87ZM116 78H121V79H125V80H129V79H127V78H124V77H120V76H118V77H116ZM16 82L15 83H13V84H18L19 82H21V80H15ZM130 81V80H129ZM131 82V81H130ZM131 84L135 87V88H137L138 90H140L141 91V93L142 94H146V95H149L150 97H152V98H155V99H158V100H161L162 98H156V97H153L152 95H150V94H148V93H146L145 91H143V90H141L139 87H137L136 85H134L132 82H131ZM53 85V84H52ZM49 86V85H48ZM52 87V86H51ZM55 87V86H54ZM53 88V87H52ZM95 91L96 92H98L99 94H101V95H103L102 94V92H100L99 90H97V87L95 88ZM104 96V95H103ZM125 98H127V94H125ZM239 103H240V100H239ZM239 103H238V117L240 118V119H242L240 116H239ZM115 104H117V103H115ZM118 105V104H117ZM36 106V105H35ZM119 106V108H121V106L120 105H118ZM121 109H123V108H121ZM123 110H125V109H123ZM42 115V114H41ZM161 117H163V118H165V119H168V120H170L171 122H173L171 119H169V118H167L166 116H163V115H161V114H159ZM46 117V116H45ZM182 117V123H186L187 121L185 120V118L183 117V116H181ZM244 120V119H243ZM41 121H42V119H41ZM49 121V120H48ZM245 121V123H247V124H249L250 125V127H254L253 125H251L249 122H247L246 120H244ZM45 122V121H44ZM50 122V121H49ZM174 124H178V123H175V122H173ZM49 124H51V123H49ZM180 125H182L181 123H179ZM54 127H56V126H54ZM15 130V129H14ZM13 130V131H14ZM28 131V129L27 130H24L19 136H18V138L22 135V134H24L25 132H27ZM48 132V131H47ZM247 133V132H246ZM0 137H1V139L2 140H4V141H7L8 139H6L5 137H4V134H3V132H1V135H0ZM249 143L251 144V142L249 141ZM254 148H256L253 144H251ZM0 147H5V146H2V145H0ZM257 149V148H256ZM179 150V149H178ZM181 151V150H180ZM184 153V152H183ZM188 156L184 153V157L183 158H180V159H178V160H175V161H180V160H183V159H186ZM94 159H97V158H94ZM91 160V159H90ZM99 160H104V161H108L109 163L107 164V165H105V166H101V168L100 169H112V168H123V165H121V164H119V163H117V162H114V161H109V160H106V159H99ZM170 161H172V160H170ZM174 161V162H175ZM115 164L116 165H118V166H115ZM209 183H216V184H221V185H223V184H228V183H226V182H222V181H210V182H207V183H203V186H204V189H205V192L209 195V197L210 198H213V196H214V194L216 193V192H225V193H227V194H229V195H231V193H229L228 191H227V189H225V188H223V187H220L219 189L218 188H216V189H214V192L212 193V194H209V191H208V188L206 187ZM233 185V184H232ZM233 187L235 188V186L233 185ZM236 189V188H235ZM172 198H176V199H178V200H198V199H182V198H179V197H172ZM198 201H201V203H199L198 205H179V206H192V207H196V206H199L200 204H202L203 203V200H198ZM244 201V200H243ZM175 205V204H174ZM175 206H177V205H175ZM179 206H177V207H179ZM143 211V210H142ZM140 213V212H139ZM227 213H231V212H227ZM233 214V213H232ZM227 215V214H226ZM234 216H236L235 214H234ZM237 217V216H236ZM237 219L240 221V222H242L238 217H237ZM157 220H158V217H157ZM227 220H228V216H227ZM128 223V222H127ZM129 224V223H128ZM130 225H132V224H130ZM228 225V224H227ZM132 226H136V225H132ZM228 226H234V228H235V230L237 231V233H239L250 245H251V247H252V244L250 243V241L240 232V231H238L237 230V228H236V225L234 224V225H228ZM136 227H139V226H136ZM139 228H141L142 230H144L146 233H152V234H155V235H160V234H164L165 232H167V228L165 229V231H163V230H161V232H147L144 228H142V227H139ZM249 228V227H248ZM250 231H253V230H251V229H249ZM255 232V231H254ZM262 240H264L263 239V237L259 234V233H257V232H255ZM171 246H174V245H171ZM171 246H169V247H171ZM192 247H194V248H197V247H195V246H192ZM192 247H189V248H192ZM253 248V247H252ZM167 249V248H166ZM165 249V250H166ZM184 249H188V248H184ZM255 251H257V252H259L258 250H256L255 248H253ZM156 251V250H155ZM161 251H164V250H161ZM153 252V251H152ZM198 252L200 253V254H203V252H201V251H199L198 250ZM141 253H147V252H141ZM204 261V254H203V259H201V260H199L196 264H202V262ZM109 263H111V262H109ZM90 264V263H89ZM105 264H107V263H105Z\"/></svg>", "mask_w": 264, "mask_h": 264}]
</instances>
